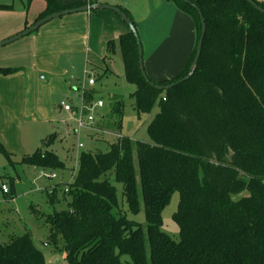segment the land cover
<instances>
[{
    "label": "trees",
    "instance_id": "16d2710c",
    "mask_svg": "<svg viewBox=\"0 0 264 264\" xmlns=\"http://www.w3.org/2000/svg\"><path fill=\"white\" fill-rule=\"evenodd\" d=\"M44 1L37 21L88 4ZM172 1L193 19L197 41L184 72L166 81L149 76L156 85L188 75L201 37L198 11ZM191 1L207 30L193 77L172 89L158 91L144 79L133 33L106 45L105 60L117 46L121 50L125 80L136 87L131 96L138 115L151 114L157 102L159 112L148 127L151 142L122 136L105 153H81L68 187L71 210L49 218L51 239L67 264H264V14L246 0ZM93 94L83 92L82 99L88 103ZM123 110L115 104L109 123L118 120L120 127ZM55 139V134L45 138L22 163L66 169L47 149ZM114 182L123 186L124 203ZM11 188L15 194L14 182ZM176 193L179 241L163 231L162 221ZM125 204L132 215L144 211L145 224L129 219ZM0 264L49 262L27 233L0 239Z\"/></svg>",
    "mask_w": 264,
    "mask_h": 264
},
{
    "label": "rangeland",
    "instance_id": "374dc122",
    "mask_svg": "<svg viewBox=\"0 0 264 264\" xmlns=\"http://www.w3.org/2000/svg\"><path fill=\"white\" fill-rule=\"evenodd\" d=\"M0 5L13 8L0 10V32L22 19L26 21L29 13L39 18L46 10L44 0L30 3L28 0H0ZM82 13L63 19H77ZM77 22L79 25L70 29L79 31V34H83L82 30H88V27L81 25L82 21ZM158 32L157 35L150 34L155 39V46L164 39L167 30ZM26 39L0 48V69L12 71L7 75L0 74V239L7 240L10 236L28 233L49 264H55L58 260L59 264H67L61 246L55 248L51 239L53 223L49 218L56 214H68L71 210L74 195L68 187L78 172L81 153H105L109 151L110 144L122 136L134 141L151 142L148 127L158 114L159 106L157 102L151 114L138 115L135 99L131 96L136 87L125 80V67L119 46L110 55L107 62L110 72L105 74L107 69L102 71L87 62V49L85 42L81 41L79 48L63 54L57 64L61 78L51 80L45 71L40 75L26 68L25 64H32L31 56L34 52V45L22 47ZM43 47L44 44L40 50ZM100 49L103 50L102 45ZM49 57H41L37 64L46 63L52 71L54 66L47 63ZM91 79L95 81V86L89 85ZM91 91H94L93 97L87 102H102L104 106L95 112L94 130L80 129L76 113H80L83 92ZM63 102L73 109V113L60 107ZM119 102L124 106L120 127L118 120L109 123L112 108ZM52 134L56 135V139L47 149L56 154L66 169L23 164V158L33 157L43 147L42 141ZM80 144L82 148H79ZM53 174L56 178H52ZM11 182L15 184V194L11 191ZM3 184L10 189L9 195L3 193ZM115 185L119 200L124 203L123 186L118 183ZM179 201L180 196L176 193L162 215L163 231L174 241L180 239V229L173 218ZM125 208L129 219L145 224L144 211L132 215L126 204ZM57 245L60 244L57 242Z\"/></svg>",
    "mask_w": 264,
    "mask_h": 264
},
{
    "label": "crops",
    "instance_id": "0c3cea01",
    "mask_svg": "<svg viewBox=\"0 0 264 264\" xmlns=\"http://www.w3.org/2000/svg\"><path fill=\"white\" fill-rule=\"evenodd\" d=\"M57 1L62 5L83 4L87 1V5L98 3L121 7L128 11L141 35L146 71L148 75L156 81L172 80L179 77L186 69L195 49L197 41L195 23L189 15L179 10L172 0ZM259 1L264 3V0ZM82 14L83 15L77 19H63L67 17L72 18L69 17L70 15L55 19L42 26L31 35L18 40L21 41L30 38L24 41L26 43H23L22 47H26L28 44L34 45V49L32 48L34 52L32 51L33 53L31 56L32 64H25L28 71L31 73L35 71L36 74L40 75H43L42 73L45 71V74L49 76L51 80L61 78V74H59L60 68L57 64L60 62L62 55L73 49L79 48L81 41H84L87 49V62L93 63L95 67H98V69L102 71L107 69V72H104L105 74L110 72V68L107 64L110 58L105 60L107 55L106 45L110 40L117 41L119 37L129 33V28L124 21L112 11L98 10L83 12ZM37 17L38 16L29 13L26 21L22 19L11 27L9 26L6 29H1L0 42L12 38L31 27L33 23L37 22ZM77 21H82L81 25L83 27H88V30H82L83 34H79V31L70 29L78 24ZM153 22L154 24H152ZM162 29L167 30L166 36L164 37L163 34L162 37H164V39L155 46V39H153V36H150V34L157 35L159 34L158 30ZM43 44L44 47L40 50ZM100 45L103 46V50L100 49ZM46 55H50V57L47 58V63L54 66L52 71L46 63L42 65L37 64L40 58ZM55 69L56 72H54ZM95 85L96 83L90 86Z\"/></svg>",
    "mask_w": 264,
    "mask_h": 264
},
{
    "label": "water",
    "instance_id": "95a60500",
    "mask_svg": "<svg viewBox=\"0 0 264 264\" xmlns=\"http://www.w3.org/2000/svg\"><path fill=\"white\" fill-rule=\"evenodd\" d=\"M177 1H181L184 2L186 4L191 5L194 9H196L199 13L200 19L202 21V30H201V37L199 39L198 42V46H197V51H196V56L195 59L191 65L190 71L188 73V75L186 77H184L183 79L171 83L169 85H156L155 83H153L146 71L145 68V63H144V48H143V43L140 37V34L138 32V29L135 25V23L133 22V20L119 7H114V6H110V5H104V4H92V5H85L82 7H77V8H71V9H66L64 11L61 12H57V13H53L39 21H37L34 25H32L31 27L27 28L26 30H24L23 32L19 33L18 35L6 39L4 41L0 42V48L7 46L13 42H16L26 36L31 35L32 33L38 31L42 26H44L45 24L64 17V16H68L71 14H76V13H81V12H92V11H98V10H108V11H112L114 13H116L123 21L124 23L127 25V27L129 28V31L131 33H133L136 42H137V46H138V53H139V65H140V70L142 73V76L144 77V79L147 81V83L152 86L153 88H155L158 91H165V90H170L173 87H175L177 84L182 83L188 79H190L191 77H193L200 57H201V53H202V48H203V42H204V38H205V34H206V30H207V24L206 21L204 19L203 13L200 11L199 7L192 3L191 0H177ZM251 6H253L257 11L261 12L262 14H264V8H262L261 6H259L255 1L253 0H246ZM60 261L58 260L55 264H59Z\"/></svg>",
    "mask_w": 264,
    "mask_h": 264
},
{
    "label": "built area",
    "instance_id": "2783aa9c",
    "mask_svg": "<svg viewBox=\"0 0 264 264\" xmlns=\"http://www.w3.org/2000/svg\"><path fill=\"white\" fill-rule=\"evenodd\" d=\"M95 81L93 79H91L89 81V85H94ZM86 101H84L82 99V103H81V110L80 113H76L78 115V123H79V128H89V129H93L94 130V126H95V112L102 108L104 105L102 102H98L95 104H87L85 103ZM61 107L70 113H73V109L69 106L66 105L64 102L61 104ZM79 148H82V145H79ZM52 178H56V176L53 174ZM3 193L5 195L9 194V188L6 185H2L1 187Z\"/></svg>",
    "mask_w": 264,
    "mask_h": 264
}]
</instances>
